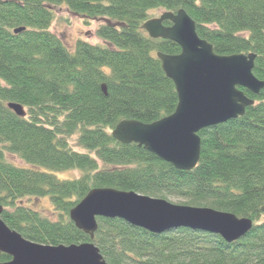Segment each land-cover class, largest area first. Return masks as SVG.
<instances>
[{
	"label": "trees",
	"instance_id": "1",
	"mask_svg": "<svg viewBox=\"0 0 264 264\" xmlns=\"http://www.w3.org/2000/svg\"><path fill=\"white\" fill-rule=\"evenodd\" d=\"M61 7L85 25L106 22L95 30L100 43L76 41L70 52L50 31ZM179 10L215 55H255L252 74L264 82V0H0V218L10 230L45 246L91 243L106 264H264V88L257 96L238 88L254 105L198 133L199 161L188 172L111 136L121 121L149 125L174 113L176 90L156 55L180 48L151 40L142 25L151 11ZM67 172L78 177H57ZM98 188L176 198L250 220L252 228L228 244L212 234L156 235L99 218L90 240L69 212ZM44 198L53 218L27 205ZM9 261L0 254V263Z\"/></svg>",
	"mask_w": 264,
	"mask_h": 264
},
{
	"label": "water",
	"instance_id": "2",
	"mask_svg": "<svg viewBox=\"0 0 264 264\" xmlns=\"http://www.w3.org/2000/svg\"><path fill=\"white\" fill-rule=\"evenodd\" d=\"M168 22L169 27L163 26ZM25 29L14 30L18 34ZM142 30L151 40H164L180 48L178 55L157 53L161 69L176 90L174 113L145 125L133 120L121 121L112 138L122 144L143 148L158 160L178 171L193 170L199 161L198 133L242 117L254 105L242 91L257 96L264 82L253 74L255 55L217 56L200 39L195 23L183 11L162 13L146 21ZM8 108L18 117L25 113L20 105ZM2 208L0 207V216ZM75 228L93 240L96 219H118L151 234L178 229L219 236L230 244L243 238L252 228L247 219L208 208L175 206L165 200L108 188L93 189L69 212ZM0 254L10 258L0 264H106L91 243L71 246H45L23 239L0 218Z\"/></svg>",
	"mask_w": 264,
	"mask_h": 264
},
{
	"label": "rangeland",
	"instance_id": "3",
	"mask_svg": "<svg viewBox=\"0 0 264 264\" xmlns=\"http://www.w3.org/2000/svg\"><path fill=\"white\" fill-rule=\"evenodd\" d=\"M54 15L55 20L51 25L50 31L55 34L57 37L61 39V41L64 43V45L68 48L70 52H74V46L76 41H86V42H93L91 44H97L100 43L99 40L95 37V30L100 24H105L102 20H95L90 21L88 25H85L83 23V19L70 14L65 8H54ZM149 14H151V19L158 18L161 14V11H151ZM71 147L75 151H81L80 149L76 148L75 139H70ZM7 159L10 162H14L17 165L20 164L18 159L15 156L7 155ZM64 179H75L78 177V174L76 172H67L62 175L59 174L57 177ZM167 202L175 205V206H183L184 201L179 200L176 198H168ZM27 203V202H26ZM31 204L32 208L35 210L41 211L43 215H47L49 218H53L50 214H53L51 211L52 208L49 204V201L47 198L44 199H33L30 202H28L27 205Z\"/></svg>",
	"mask_w": 264,
	"mask_h": 264
}]
</instances>
